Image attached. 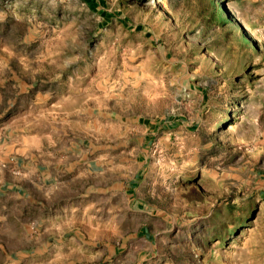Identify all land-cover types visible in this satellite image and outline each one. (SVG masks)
Listing matches in <instances>:
<instances>
[{
	"label": "rangeland",
	"instance_id": "rangeland-1",
	"mask_svg": "<svg viewBox=\"0 0 264 264\" xmlns=\"http://www.w3.org/2000/svg\"><path fill=\"white\" fill-rule=\"evenodd\" d=\"M1 76L7 158L122 187L51 264H264V0H0Z\"/></svg>",
	"mask_w": 264,
	"mask_h": 264
},
{
	"label": "crops",
	"instance_id": "crops-1",
	"mask_svg": "<svg viewBox=\"0 0 264 264\" xmlns=\"http://www.w3.org/2000/svg\"><path fill=\"white\" fill-rule=\"evenodd\" d=\"M5 85L6 77L1 76L0 106L6 99ZM0 142V264L90 258V244L105 242V233L101 238L99 231L90 240V229L101 227L100 220L90 219L91 197L94 209L107 196L115 206L118 199L121 209L122 187L97 180L100 174L92 170L91 161L69 148L27 163L24 158H7L6 141ZM68 245L83 251L68 255Z\"/></svg>",
	"mask_w": 264,
	"mask_h": 264
}]
</instances>
